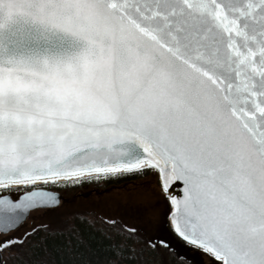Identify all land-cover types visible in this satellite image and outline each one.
I'll use <instances>...</instances> for the list:
<instances>
[{
    "label": "snow or ice",
    "instance_id": "6c2138e0",
    "mask_svg": "<svg viewBox=\"0 0 264 264\" xmlns=\"http://www.w3.org/2000/svg\"><path fill=\"white\" fill-rule=\"evenodd\" d=\"M147 170L212 264H264V0H0V264L51 186Z\"/></svg>",
    "mask_w": 264,
    "mask_h": 264
},
{
    "label": "trees",
    "instance_id": "16d2710c",
    "mask_svg": "<svg viewBox=\"0 0 264 264\" xmlns=\"http://www.w3.org/2000/svg\"><path fill=\"white\" fill-rule=\"evenodd\" d=\"M151 174L154 175L147 170L91 176L65 186L70 193L87 187L90 189L85 193L101 192L114 186L141 182ZM169 227L179 241H185L170 224ZM33 229L25 233L30 234L27 237L25 234L18 237L25 239L22 247L4 253L7 264H195L176 253L171 244L144 241L138 232L92 211H70L60 218L58 225L45 223Z\"/></svg>",
    "mask_w": 264,
    "mask_h": 264
},
{
    "label": "rangeland",
    "instance_id": "374dc122",
    "mask_svg": "<svg viewBox=\"0 0 264 264\" xmlns=\"http://www.w3.org/2000/svg\"><path fill=\"white\" fill-rule=\"evenodd\" d=\"M88 189L90 187L68 193L67 195H71L69 200L60 201L55 207L31 210L14 235L21 237L45 223L58 225L60 218L70 211H92L110 221L135 229L144 241L171 244L176 253L195 264H212L209 256L202 250L186 241H179L171 232V204L154 175H148L141 182H130L101 192L85 193Z\"/></svg>",
    "mask_w": 264,
    "mask_h": 264
},
{
    "label": "water",
    "instance_id": "95a60500",
    "mask_svg": "<svg viewBox=\"0 0 264 264\" xmlns=\"http://www.w3.org/2000/svg\"><path fill=\"white\" fill-rule=\"evenodd\" d=\"M183 185L181 182H177L176 184H174L170 189H169V195H174L177 199L181 198V195H182V192H181V189H182ZM51 190V189H50ZM55 196H56V199L58 201V203L56 202H53V204L47 206V207H51V206H55V205H58L59 202L61 201V199H63V195L59 192V191H56V190H51ZM21 194H19L18 196H20ZM17 196V197H18ZM32 209L28 210V214L26 215V217L24 218V221L26 220V218L28 217L30 211ZM171 213H172V206H171V210H170V213H169V223H170V226L172 227V229L174 230V227H173V224H172V220H171ZM23 221V222H24ZM175 232V231H174ZM176 233V232H175ZM177 234V233H176ZM178 235V234H177Z\"/></svg>",
    "mask_w": 264,
    "mask_h": 264
},
{
    "label": "flooded vegetation",
    "instance_id": "af4514ba",
    "mask_svg": "<svg viewBox=\"0 0 264 264\" xmlns=\"http://www.w3.org/2000/svg\"><path fill=\"white\" fill-rule=\"evenodd\" d=\"M66 184L64 183H61L59 185H54V186H51V190H56V191H59L62 195H63V199H61V201H66V200H69L70 196L67 195L68 193H70L71 191L69 190L68 187L65 186ZM20 193H17L16 196H18ZM52 207H55V206H52ZM40 208V207H39ZM41 208H47V207H41Z\"/></svg>",
    "mask_w": 264,
    "mask_h": 264
}]
</instances>
